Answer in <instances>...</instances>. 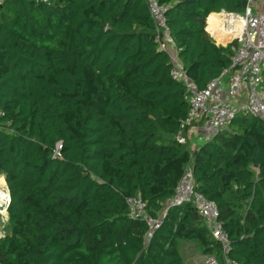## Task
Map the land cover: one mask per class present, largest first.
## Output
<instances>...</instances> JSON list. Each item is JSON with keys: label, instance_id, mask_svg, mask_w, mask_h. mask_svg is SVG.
<instances>
[{"label": "trees", "instance_id": "1", "mask_svg": "<svg viewBox=\"0 0 264 264\" xmlns=\"http://www.w3.org/2000/svg\"><path fill=\"white\" fill-rule=\"evenodd\" d=\"M197 89L230 63L234 42L204 30L246 0H159ZM146 0L0 3V175L10 229L0 264H184L178 241L219 254L191 204L169 206L187 165L213 200L228 257L264 264V121L235 117L199 146L174 136L184 85L170 75ZM140 196L148 223L128 215Z\"/></svg>", "mask_w": 264, "mask_h": 264}, {"label": "built area", "instance_id": "2", "mask_svg": "<svg viewBox=\"0 0 264 264\" xmlns=\"http://www.w3.org/2000/svg\"><path fill=\"white\" fill-rule=\"evenodd\" d=\"M3 0H0V3ZM149 15L155 24L159 49L167 53L173 79L185 88L186 116L178 123L175 140L187 143V132L196 125H203V138L208 139L238 115L257 117L264 121V0H246L241 13L212 12L205 18L204 30L220 45L234 42L230 63L206 85L197 89L188 76L180 58V48L175 44L167 23V5L159 0H146ZM226 40L225 43H222ZM4 111L0 109V127ZM6 190V184L0 189ZM7 191V190H6ZM7 202L0 209L7 207ZM128 215L148 223L146 237L159 226L162 214L152 217L146 202L140 196H126ZM191 204L197 210L219 254L201 253L197 264H241L228 257L230 239L219 220L217 204L206 198L195 187L193 167L187 165L168 200L169 206Z\"/></svg>", "mask_w": 264, "mask_h": 264}, {"label": "rangeland", "instance_id": "3", "mask_svg": "<svg viewBox=\"0 0 264 264\" xmlns=\"http://www.w3.org/2000/svg\"><path fill=\"white\" fill-rule=\"evenodd\" d=\"M241 116L242 115H238L237 117ZM189 130L186 134L187 143L185 144V147L189 149V147L194 148L196 145L200 146L205 141L202 135L205 132L203 125H201L199 129ZM0 179H4L2 175H0ZM9 229L10 224L8 221L7 210H0V237L5 235V233H7ZM178 249L184 260L187 263L189 262V264H197L196 257L202 253L197 244L188 241L183 242V240L178 241Z\"/></svg>", "mask_w": 264, "mask_h": 264}, {"label": "bare ground", "instance_id": "4", "mask_svg": "<svg viewBox=\"0 0 264 264\" xmlns=\"http://www.w3.org/2000/svg\"><path fill=\"white\" fill-rule=\"evenodd\" d=\"M1 183H3L2 179H0V184ZM8 198L9 196H8L7 191L4 188L3 189L1 188L0 189V204L4 205L7 202ZM3 209L5 210V208H2L0 210H3Z\"/></svg>", "mask_w": 264, "mask_h": 264}, {"label": "crops", "instance_id": "5", "mask_svg": "<svg viewBox=\"0 0 264 264\" xmlns=\"http://www.w3.org/2000/svg\"><path fill=\"white\" fill-rule=\"evenodd\" d=\"M200 126L201 125H196V126H194V127H192L191 128V130H193V129H199L200 128ZM190 131V130H189ZM198 135V134H197ZM203 135V134H202ZM204 136V135H203ZM183 242H186V240H183ZM188 242H192V241H188ZM193 243H195V242H193ZM196 244V243H195ZM184 259V258H183ZM184 264H189V262L187 263L185 260H184Z\"/></svg>", "mask_w": 264, "mask_h": 264}, {"label": "water", "instance_id": "6", "mask_svg": "<svg viewBox=\"0 0 264 264\" xmlns=\"http://www.w3.org/2000/svg\"><path fill=\"white\" fill-rule=\"evenodd\" d=\"M225 42H226V40H223V41H222V43H225Z\"/></svg>", "mask_w": 264, "mask_h": 264}]
</instances>
